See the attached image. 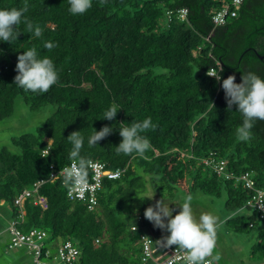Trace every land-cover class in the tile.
Segmentation results:
<instances>
[{
    "label": "trees",
    "instance_id": "trees-1",
    "mask_svg": "<svg viewBox=\"0 0 264 264\" xmlns=\"http://www.w3.org/2000/svg\"><path fill=\"white\" fill-rule=\"evenodd\" d=\"M227 1L92 0L85 14L72 15L68 0H0V9L27 4L16 26L21 34L11 43L0 41V119L12 114L16 97L31 110L55 105L34 131L11 137L12 147L0 145V203L9 205L10 220L21 230H44L48 242L43 241L41 257L46 261L54 260L58 243L69 239L79 251L73 264H139L141 248L130 225L135 212L150 204L142 194L148 184L161 193L224 195L229 229L244 232L257 220L262 224L250 256L264 264V216L246 204L252 188L239 179L250 171L254 186L264 185V121L255 123L250 141H238L242 117L235 105L227 110L220 86L229 75L240 83L249 71L264 78V0H243L234 16L213 23L212 9ZM181 8H186L183 19L177 16ZM24 21L39 26L42 35L28 32ZM46 42L56 47L49 51ZM33 47L54 62L59 74L46 93L24 91L14 83L17 56ZM220 64L221 81L206 75ZM113 103L118 105L115 119H103ZM147 117L155 130L141 135L151 149L143 157L117 154L119 128ZM103 126L112 132L89 146L93 129ZM72 131L84 138L82 157L121 170L117 178H103L91 209L66 196L58 172L70 161L67 136ZM210 156L226 160L228 177L204 163ZM39 179L38 194L46 197L47 207L33 204L31 196L14 204L17 193ZM241 208L249 214L239 213ZM152 250L155 256L164 253Z\"/></svg>",
    "mask_w": 264,
    "mask_h": 264
},
{
    "label": "clouds",
    "instance_id": "clouds-1",
    "mask_svg": "<svg viewBox=\"0 0 264 264\" xmlns=\"http://www.w3.org/2000/svg\"><path fill=\"white\" fill-rule=\"evenodd\" d=\"M70 5L68 11L72 15H83L92 7V0H68ZM27 11V4L21 9H0V41L11 43L15 41L20 32L16 31V26L21 23L23 13ZM27 31L36 37L42 35V29L29 22ZM44 47L49 51L56 47L51 42H46ZM16 75L14 83L24 91L33 93H46L59 80V74L54 62L47 56L40 57L36 48H31L17 56L15 65ZM198 71V70H197ZM223 72L221 64L218 68H209L206 72L208 77L221 81L219 73ZM236 77L229 75L221 82L224 92L227 110H231L235 105L237 112L242 117V123L236 128L238 141L248 142L252 139V129L255 123L264 121V78L254 72L241 74L240 83H236ZM214 108V105H212ZM118 112V105L111 104L104 112L103 119L112 121ZM122 123V122H121ZM155 130L151 117L140 122H133L130 126L119 128L121 142L115 147L117 154L132 156L133 154L143 157L151 149L150 140L141 135L148 130ZM93 134L89 138V146H96L97 142L103 140L111 132L112 128L103 126L99 131L93 129ZM67 140L72 148L69 158L72 163L62 170L63 182L68 187L85 189L88 185L89 168L91 161L80 155L84 138L81 131H72ZM153 195L148 198L152 199ZM193 197L187 195L184 202L179 206V211L173 215V210L169 205H165L160 199L154 205H149L144 210V218L168 233L156 241L160 247L175 246V250L183 253L186 264H216L221 257L219 254L213 255L217 242V231L224 221L210 212H202L197 217L192 208ZM237 215L236 212L232 216ZM231 218V217H229Z\"/></svg>",
    "mask_w": 264,
    "mask_h": 264
},
{
    "label": "rangeland",
    "instance_id": "rangeland-1",
    "mask_svg": "<svg viewBox=\"0 0 264 264\" xmlns=\"http://www.w3.org/2000/svg\"><path fill=\"white\" fill-rule=\"evenodd\" d=\"M54 104H44L37 110H31L22 100L21 97H16L14 100V109L10 116L0 119V145H6L12 147L11 137L18 136L23 132L34 131L44 119L54 111ZM154 193V196L150 200L149 205H154L157 200H162L165 205L173 210V215L179 211V206L184 202V197L191 195L192 208L197 217L202 212H210L216 215L221 221H224L228 216V212L224 207V195L215 197L206 195L199 190H195L190 193H185L179 189H167L164 192H158L148 184L145 186V190L142 193L143 196L150 198ZM148 207V206H147ZM146 207V208H147ZM139 209L143 220L139 224L140 229L145 231L154 239L152 245L153 249L158 247L164 253L156 256V259H162L169 247H160L156 244L157 240L167 236L168 233L159 228L153 226L151 222L144 218V210ZM250 210L246 208L239 209V213L248 215ZM11 211L7 203H0V264H30L34 256V249H29L26 246L18 248H7V226L10 221ZM262 224L257 220V226L250 228L244 232H235L229 229L225 222L219 227L217 231L216 248L213 255L219 254L221 259L216 264H257V260L250 256L251 247L256 239L257 230L260 229ZM41 241L48 242L47 237L41 239ZM51 244L46 243V246L50 247ZM51 248V247H50ZM53 251V247L51 248Z\"/></svg>",
    "mask_w": 264,
    "mask_h": 264
},
{
    "label": "built area",
    "instance_id": "built-area-1",
    "mask_svg": "<svg viewBox=\"0 0 264 264\" xmlns=\"http://www.w3.org/2000/svg\"><path fill=\"white\" fill-rule=\"evenodd\" d=\"M243 0H228L223 3V5L213 8L211 19L215 24L224 23L229 17L236 14L239 5ZM186 8H181L177 12L179 19L185 17ZM172 17V11H166V19L170 20ZM208 71V70H207ZM206 71V72H207ZM47 146L42 150V153H46L48 150ZM91 161V166L89 168L88 175V185L85 189H80L77 187L66 186V196L69 199H79L86 203L87 208L91 209L97 202V193L100 191L102 181L104 177L107 178H117L120 175L121 170L110 169L105 166V163L96 159H89ZM204 163L210 164L215 171L218 173H224L225 177L230 174L224 171L225 159H215L214 157L203 158ZM72 163L70 160L66 165L61 167L58 172L62 174L64 167L69 166ZM250 171H243L239 179L244 182V185L252 188V193L246 200V204L250 205L254 210L259 213L260 217L264 216V185L254 186V180L250 176ZM55 175V172H51L50 176ZM42 179L35 181L31 188L22 189L14 197V204L19 205L24 196H31L33 204H39L42 207H47L48 202L43 194H38V187L42 183ZM22 213V212H20ZM20 215V214H19ZM135 220L130 225V229L137 233V242L141 248L140 262L139 264H186L183 253H179L175 250V246H172L167 254L162 258L157 260L154 252L152 250V238L145 231L140 229L139 224L142 223L143 217L140 212H135ZM16 220L11 219L7 226V234L9 240L7 243V248H18L21 246H26L29 249H34V256L30 264H73L78 257V248L69 239L60 241L56 247L54 260L46 261L41 257V246L43 241L40 239L44 236L45 232L43 229L31 228L29 230L23 231L16 225ZM48 251L46 250V254Z\"/></svg>",
    "mask_w": 264,
    "mask_h": 264
},
{
    "label": "crops",
    "instance_id": "crops-1",
    "mask_svg": "<svg viewBox=\"0 0 264 264\" xmlns=\"http://www.w3.org/2000/svg\"><path fill=\"white\" fill-rule=\"evenodd\" d=\"M8 249H10V248H8ZM159 249H160V248L158 247V248H157V249H155V250H156V251H160Z\"/></svg>",
    "mask_w": 264,
    "mask_h": 264
},
{
    "label": "water",
    "instance_id": "water-1",
    "mask_svg": "<svg viewBox=\"0 0 264 264\" xmlns=\"http://www.w3.org/2000/svg\"><path fill=\"white\" fill-rule=\"evenodd\" d=\"M260 56H262V55H260Z\"/></svg>",
    "mask_w": 264,
    "mask_h": 264
}]
</instances>
